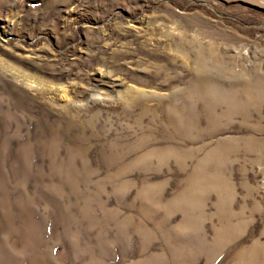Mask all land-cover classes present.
<instances>
[{
	"label": "rangeland",
	"instance_id": "obj_1",
	"mask_svg": "<svg viewBox=\"0 0 264 264\" xmlns=\"http://www.w3.org/2000/svg\"><path fill=\"white\" fill-rule=\"evenodd\" d=\"M0 264H264V0H0Z\"/></svg>",
	"mask_w": 264,
	"mask_h": 264
},
{
	"label": "bare ground",
	"instance_id": "obj_2",
	"mask_svg": "<svg viewBox=\"0 0 264 264\" xmlns=\"http://www.w3.org/2000/svg\"><path fill=\"white\" fill-rule=\"evenodd\" d=\"M263 250V249H262Z\"/></svg>",
	"mask_w": 264,
	"mask_h": 264
}]
</instances>
